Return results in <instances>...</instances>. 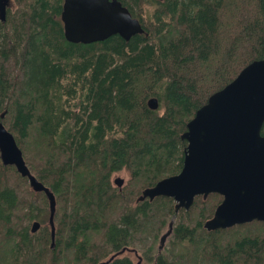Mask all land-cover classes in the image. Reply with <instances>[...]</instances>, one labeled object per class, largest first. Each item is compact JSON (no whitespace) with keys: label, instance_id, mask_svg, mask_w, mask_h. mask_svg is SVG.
<instances>
[{"label":"trees","instance_id":"trees-1","mask_svg":"<svg viewBox=\"0 0 264 264\" xmlns=\"http://www.w3.org/2000/svg\"><path fill=\"white\" fill-rule=\"evenodd\" d=\"M13 1L0 21V119L56 196V238L52 248L40 221L32 233L49 201L0 157V264H134L123 252L139 246L151 264H264V223L205 229L218 194L177 215L171 198L137 202L182 171L197 111L264 60V0H119L145 32L88 45L66 40L65 0ZM173 218L170 247L156 250Z\"/></svg>","mask_w":264,"mask_h":264},{"label":"water","instance_id":"water-1","mask_svg":"<svg viewBox=\"0 0 264 264\" xmlns=\"http://www.w3.org/2000/svg\"><path fill=\"white\" fill-rule=\"evenodd\" d=\"M10 0H0V21H7ZM64 35L73 44H93L119 35L129 41L145 31L141 22L119 0H65L61 16ZM151 110L159 109L157 99L148 101ZM5 115L1 116L3 119ZM0 119V157L5 167L13 166L28 178L35 193H44L49 201V225L55 246L57 199L55 194L31 173L14 135ZM264 60L247 66L223 90L212 95L187 125L182 140L187 142L182 171L142 192L137 202L171 198L175 213L189 211L197 197L211 194L223 197L212 219L204 227L208 232L231 229L252 223H264ZM120 188L122 178L115 180ZM175 218L160 239L165 248L173 233ZM41 228L34 221L31 231ZM114 257H112L113 259ZM106 264V263H101Z\"/></svg>","mask_w":264,"mask_h":264},{"label":"rangeland","instance_id":"rangeland-1","mask_svg":"<svg viewBox=\"0 0 264 264\" xmlns=\"http://www.w3.org/2000/svg\"><path fill=\"white\" fill-rule=\"evenodd\" d=\"M9 9H11L13 11L16 10V5H15V3H14L13 0H10V7H9ZM116 178H122L124 180V186H123V188H125L130 183V181H131V176H130V174L127 171H122L120 173L114 174L113 177H112V182H114V180ZM38 221L42 222V224H46V223L48 224L49 223V210H46L44 212H41L40 213V216L38 217ZM177 221H178V218L175 219V224L177 223ZM33 223H34V221L31 223V227H32V224ZM166 229H165V231H166ZM160 237H159V239L157 240V242L155 244L156 250H158V247L160 246V244H159ZM166 247L167 248L170 247L169 246V240L166 243ZM137 250L139 251V252H137L139 256H144V252L141 249V246L137 247ZM125 256H128L129 258H131L134 261L135 264L137 263V257L135 256L134 253H130V252L127 251L125 253ZM144 258H146V257L144 256ZM143 264H151V263L144 260Z\"/></svg>","mask_w":264,"mask_h":264},{"label":"flooded vegetation","instance_id":"flooded-vegetation-1","mask_svg":"<svg viewBox=\"0 0 264 264\" xmlns=\"http://www.w3.org/2000/svg\"><path fill=\"white\" fill-rule=\"evenodd\" d=\"M116 179H117V178H116ZM116 179H115V180H116ZM115 180H114V182H113V185H114L115 187H117L118 189L122 190L123 187H122V188L118 187V186L116 185ZM123 186H124V185H123ZM127 251L130 252V253H134V254H135V256L137 257V263H136V264H143V262H144L145 259H144V257L139 256L136 250L130 249V250H127ZM127 251H126V252H127ZM126 252L124 251L123 253L125 254ZM123 253H122V254H123ZM115 256H116V255H114L113 257L115 258ZM114 258H113V259H114ZM131 261L134 263V261H133L132 259H131ZM134 264H135V263H134Z\"/></svg>","mask_w":264,"mask_h":264}]
</instances>
